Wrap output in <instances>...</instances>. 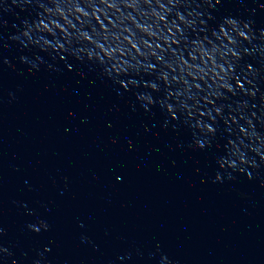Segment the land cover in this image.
I'll return each mask as SVG.
<instances>
[{
  "label": "water",
  "instance_id": "obj_1",
  "mask_svg": "<svg viewBox=\"0 0 264 264\" xmlns=\"http://www.w3.org/2000/svg\"><path fill=\"white\" fill-rule=\"evenodd\" d=\"M217 12L248 15L238 0ZM14 13L0 38L35 10ZM35 54L0 47V243L18 264L45 247L46 264H264V166L217 182L215 143L189 148L186 129L70 55L19 61ZM40 220L48 231L29 230Z\"/></svg>",
  "mask_w": 264,
  "mask_h": 264
},
{
  "label": "clouds",
  "instance_id": "obj_2",
  "mask_svg": "<svg viewBox=\"0 0 264 264\" xmlns=\"http://www.w3.org/2000/svg\"><path fill=\"white\" fill-rule=\"evenodd\" d=\"M238 3L247 16L218 14L221 0H0V30L15 8L35 10L0 47L37 50L34 58L19 57L30 70L39 71L41 54L92 66L117 89L133 91L145 112L158 109L165 127L186 129L189 148L215 143V181L235 180L264 166V28L254 20L264 0H252L251 10ZM28 228L38 233L49 225ZM43 253L33 264H46ZM13 257L0 243V264H18ZM161 264L172 262L162 256Z\"/></svg>",
  "mask_w": 264,
  "mask_h": 264
}]
</instances>
